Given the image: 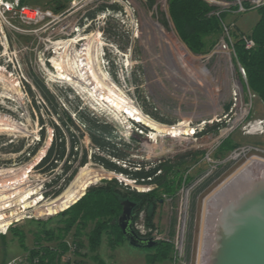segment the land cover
Wrapping results in <instances>:
<instances>
[{
  "label": "rangeland",
  "instance_id": "obj_1",
  "mask_svg": "<svg viewBox=\"0 0 264 264\" xmlns=\"http://www.w3.org/2000/svg\"><path fill=\"white\" fill-rule=\"evenodd\" d=\"M73 1L25 0L23 5L61 13L68 10ZM159 1L135 0V10L144 26L152 21L169 32L168 38H165L168 43L166 48L160 46L161 42L156 35L147 36L148 43H145L143 36L135 39L130 32L129 23L125 21L124 25L113 15L108 16L105 27L104 37L119 49L117 52H107L111 78L122 89L129 102H134L143 113L117 92L116 101L124 103L130 115L136 119L134 123L140 125L132 130H127L126 125L122 124L125 119L121 112L108 107L94 95L81 90L84 94L77 96L80 91H66L65 86L51 84L44 79L35 63L37 53L30 50L31 46L37 44V37L12 35L4 27L8 43L12 51L16 52L15 65H19L18 70L27 80V114L21 118L14 111L15 108H12L14 104L11 101L5 105L0 103V114L21 124L23 129L19 133L9 132L14 130L6 132L0 126V165L11 169L25 166L35 156L41 155L47 145L51 144L52 147L57 133L55 127L62 128L63 131L69 127L72 136L65 134L64 155L60 157V151L56 150L53 161L37 167L21 187L35 190L34 198L42 197L43 203H50L74 182L72 196L83 193L85 184L79 181L85 175L107 173L112 178L123 177V184L130 186L136 193L156 191L158 202L136 211L135 223L145 232L144 237L155 238L158 247L168 251L136 249L126 241H117V247L113 249L105 235L101 246L94 252L90 249L93 225L90 223L87 228L82 229L79 237L75 233L77 226L67 232L66 219L70 215L60 213V204L57 202L55 207L58 215L51 217L50 213V217H46L47 214L42 210L44 216H41L35 213L36 207L33 206L26 211L27 215L21 214L26 216L25 219L12 222L10 228L0 231V264H31L33 258L30 252L38 247L35 235L44 234L43 238L46 239V233L52 232L55 236L65 235L64 241L68 247L61 259L55 258V264H64L65 258L70 256L81 264H99L100 261L102 264H198L205 200L252 158L264 159V102L250 89L238 52L237 59H232L233 66L225 63L221 55L213 54L218 50L221 30L218 36L204 39L205 47L201 53H194L178 34L171 17V0L165 8L161 7ZM98 3L100 0L96 2ZM106 8L112 13L121 10L119 5L100 3L97 10L89 12L91 16H88L95 17ZM259 20V9L243 15H225L223 21L233 32L234 46L243 42L245 37L251 38ZM25 28L33 29L31 26ZM1 40L0 65L7 66L10 71L13 66L8 63L7 56L1 54L6 40L2 37ZM121 70L123 78L120 81L118 73ZM37 82L50 95L48 99L37 87ZM238 82L242 85V107L247 108L250 114L246 124L262 123L257 131L249 133L248 129H244L246 125L230 131L228 120L234 107L233 92ZM59 89L65 91L59 92ZM54 93H58L59 97L56 98ZM69 95H74L76 99L69 101ZM126 114L130 118L129 113ZM228 115L227 120L225 117ZM94 116L100 121L102 119L101 123L110 131L105 139L112 141L125 154L126 160L133 162L138 168L123 165L109 153L94 146L87 126V120H92ZM215 119L222 121L214 124L209 122L202 130L196 131L194 136H190L194 134L192 128ZM2 130L5 132H1ZM11 141L13 143L2 148L3 144ZM243 152L247 153L241 155ZM238 155L241 156L234 159ZM101 158L134 171L149 172L157 169L155 179L164 177L169 182L177 178L182 182L180 189L174 195L164 194L161 182L136 183L137 180L125 174L105 169L99 161ZM22 175L19 174L18 177ZM89 183L102 185L96 180H90ZM141 188L146 191H139ZM24 192L25 190L12 200L13 210L18 213L21 212L18 198ZM125 192L130 194L131 190ZM11 212L12 210L6 211V214ZM75 241L84 245L81 247L80 257H74L68 246V243L73 245ZM58 244V241L48 243L41 240L43 247L52 248Z\"/></svg>",
  "mask_w": 264,
  "mask_h": 264
},
{
  "label": "built area",
  "instance_id": "obj_2",
  "mask_svg": "<svg viewBox=\"0 0 264 264\" xmlns=\"http://www.w3.org/2000/svg\"><path fill=\"white\" fill-rule=\"evenodd\" d=\"M97 1L99 0H74L68 10L61 13H55L51 10L44 11L40 8L28 7L23 5L22 0H0V40L1 37L6 40V45L3 47L4 52L1 54L3 56H7L8 63L13 66L12 70L9 71L7 66L2 67V65H0V103L2 105H5L7 102L11 101L14 104V107L12 108H15L14 111L20 115L21 118L27 114V95L25 92V82H27V80L24 74L18 70L17 67L19 65H15L14 59H16V52L12 51V48L8 43L6 34L7 30L11 34L32 35L37 37V44L35 46H31L30 50H33L37 53L35 63L37 65L39 74L44 79H46L51 84H60L65 86L66 91L68 89L72 91H80V95L78 93L77 96H82L84 93L81 90H84V92L94 95L95 98H97V94H99L93 92L98 86L97 79H103L104 82L105 79H107L105 82L106 85L110 83V87L116 86V88L122 92V89L118 87V85L111 78V67L107 61L108 51L111 53L119 51L118 47L108 42L104 37L108 16L113 15L115 19H119L124 25L125 21L129 23L130 32L135 39H138L139 36H143L144 39L147 40H145V43H148V37H153V35H156L159 42H161L160 46L162 48L164 46V48L168 46L165 38H168L169 32L160 24L154 23L152 21L147 22L146 26H148V28L144 26L136 15L135 8L137 6L135 0H100V3L119 5L122 11L120 10L118 13L113 11L112 13L110 9L106 8L102 11V13L97 14L95 17H89L91 16V11L97 10V5L100 4H96ZM203 1L213 9L209 16L219 19L222 30L218 50L213 54L221 55V58L225 63H230V65L233 66V60L237 59L233 32L231 31L230 26L224 23V17L225 15L229 14L243 15L250 11L258 10L264 7V0ZM168 2L169 0H160L159 4H161L162 8H165ZM29 26L33 27V29L25 28ZM4 27L6 31L4 30ZM146 29H148L147 32ZM161 30L165 33H162ZM243 42L247 50H251L255 47L254 41L249 37H245ZM49 55L52 56L49 57ZM126 68H128V65ZM241 72L243 76L246 75L243 69ZM105 75H107V77H105ZM118 77L121 81L123 78L122 70L118 73ZM237 85L238 86L235 87L233 92L234 107L230 111L231 117L229 120V115L225 117V119L229 121L228 123L230 126V131H235L242 125H246L244 129H248L249 133L257 131L259 127H261L262 123H255L252 125L246 124L250 114L247 108L242 107L240 96L242 93L241 82H238ZM51 87H53V85ZM58 87L61 88V86ZM101 89L103 94H109L110 92V90L104 86ZM60 90L62 89H59L58 91H65ZM71 95H69V101L76 99L74 95L73 97ZM54 96L56 98L59 97L58 93H54ZM126 99L129 102L128 98ZM99 101L104 102L102 98ZM129 103L131 106L136 107L139 110L134 102L131 101ZM104 104L107 105L106 102ZM108 107L106 106V108ZM146 117L150 118L149 116ZM1 118H4L5 121L7 120V122H10L11 125L16 124L18 127L22 128L21 124L12 121L3 114H0V119ZM96 118L98 119V117ZM124 119V123L122 124L126 125L127 130H132L134 127H140L139 124L134 123L127 117H124ZM221 121V119H215L208 122L204 121L198 127L192 128L194 129V134L190 136H194L196 131L202 130V128L209 122L210 124H214V122L218 123ZM9 132L19 133V131ZM139 132L141 134L143 133L141 130ZM53 133L54 131H52V139L54 138ZM51 141L52 140H50V142ZM11 143L13 142L11 141L9 143L3 144L2 148L8 146ZM50 147L51 144L47 145L41 155L35 156L29 161L28 164L21 168L11 169L0 165V193L13 188L14 186H19L20 183L24 184L25 180L29 178V175L32 174V172L37 167H41L48 151L50 150ZM246 153L247 152H243L241 155ZM241 155L235 156L234 159H237ZM19 174L23 175L18 177L17 175ZM16 176L18 179L13 180V178ZM133 229L141 238L152 239L156 241V239L153 237H144L145 232L137 226L135 219L133 222ZM68 246L70 247V252H72L75 257L77 246L74 244L69 245V243ZM74 259L75 258H73V256L66 257V262H64V264H78V262Z\"/></svg>",
  "mask_w": 264,
  "mask_h": 264
},
{
  "label": "trees",
  "instance_id": "obj_3",
  "mask_svg": "<svg viewBox=\"0 0 264 264\" xmlns=\"http://www.w3.org/2000/svg\"><path fill=\"white\" fill-rule=\"evenodd\" d=\"M23 2H25V0H22V3ZM212 11L213 9L202 0H171V17L175 22L178 34L194 53H201L204 50L205 38L218 36L221 32L219 19L209 16ZM259 14L260 20L251 34V39L254 41L255 47L251 50H247L244 42L241 41V43L235 46V50L236 53L238 52L237 55H239L240 63L246 70L250 89L264 102V7L259 9ZM37 87L43 93V96L48 99L50 95L45 88L38 82ZM69 121L71 122V120ZM87 121V126H89V131L92 134L91 139L95 147L102 152L109 153L123 165L128 164L130 168H138L136 164L126 160L127 157L125 154L121 153L120 149L112 141H107L105 139L110 131L100 120L94 117L92 120ZM63 125L67 127L66 124ZM55 128L57 132L55 135L56 139L48 151L41 167L53 161L56 150L60 151V157L64 155L66 149L65 134L70 135L71 132H69V127L65 129L66 131H63L62 128L59 127ZM74 128L77 127L74 126ZM60 140L61 142H59ZM55 161L57 162L58 160L55 159ZM99 161L108 171L115 172L116 174H125L133 180H137L136 183L150 184L149 182H161L164 194L174 195L180 189L182 183L181 180L177 178L169 182L165 181L164 177L155 179L154 175L157 169L149 172L143 170L134 171L102 158L99 159ZM111 176L112 175L107 173L102 175L89 173L79 181L85 184V191L83 193L72 196L74 194L70 191L64 195L59 202L60 213L65 212V215H70V217L66 219L67 227L65 230L67 232H70L74 226H77L75 233L77 237H79L82 229L87 228L90 223L93 225L90 236V249L94 252L101 246L102 238L105 235L108 236L109 246L113 249L117 247L118 242L125 241L119 227V218L123 212V203L125 201L129 200L136 204L133 210L135 219L136 211L145 206H153L159 200L156 191L147 194H139L132 190L130 186H125L123 184L124 180L121 177L112 178ZM90 180H96L102 185L90 184ZM125 190H131V192H129L130 194L125 192ZM139 191L145 192L146 190L141 188ZM43 235L44 234L41 233L35 235L37 240L36 246L38 247H35L30 252L33 258L31 264H55V258L59 257L61 259L67 252L68 247L64 241L65 235L55 236L53 232L46 233V239L43 238ZM41 240H45L48 243L58 241L59 244L52 248L48 246L43 247L41 246ZM74 244L77 246L75 256L80 257V250L84 245L82 242L78 241H75ZM22 245L24 246V243ZM157 247L155 248L156 251H168V249L165 250ZM77 262L81 264L80 261ZM100 262L99 264H102V261Z\"/></svg>",
  "mask_w": 264,
  "mask_h": 264
},
{
  "label": "bare ground",
  "instance_id": "obj_4",
  "mask_svg": "<svg viewBox=\"0 0 264 264\" xmlns=\"http://www.w3.org/2000/svg\"><path fill=\"white\" fill-rule=\"evenodd\" d=\"M161 32L165 33L162 30ZM175 44L177 43L175 42ZM105 77H107V75H105ZM97 81V89L93 92L99 93L100 95L97 94L98 97L96 99L101 100L102 98L104 103H107V106L121 112L124 117H127L126 112L130 115L131 113L125 107L124 103L120 100L116 101L115 99L117 92L121 93L123 96L125 95L118 90L116 86L110 87V83L106 85L105 82L107 79H105V82L103 79H97ZM103 86L110 90L109 94H103L101 89ZM128 119L133 122L136 120L132 115H130ZM0 126L6 131L14 130L20 132V130H23L16 124L11 125V123L7 122V120L5 121L4 118L0 119ZM1 132L5 131L2 130ZM74 183L59 198L50 203H43L42 197L34 198L36 194L35 190L23 189L24 187H21V183H18L19 186H14L13 188L3 191L0 193V231L10 228L12 222L15 223L21 219H25L26 216H22L21 214H26V211L33 206L36 207L34 210L35 213H39L41 216H44V214L41 213L42 210L47 214L46 217L58 215L55 204L60 202L61 198L71 191ZM259 188L264 189V159L252 158L205 200L198 264H218L225 224L233 205L239 197L249 192H255V190ZM23 190H25V192L18 198V202L21 204V212L18 213L13 210L12 200L16 199L17 195L22 193ZM10 210H12V212L6 214V211ZM50 213L51 215L49 216Z\"/></svg>",
  "mask_w": 264,
  "mask_h": 264
},
{
  "label": "water",
  "instance_id": "obj_5",
  "mask_svg": "<svg viewBox=\"0 0 264 264\" xmlns=\"http://www.w3.org/2000/svg\"><path fill=\"white\" fill-rule=\"evenodd\" d=\"M136 204L127 200L119 218L125 241L133 248L155 249L158 243L141 238L133 229ZM218 264H264V189L239 197L224 228Z\"/></svg>",
  "mask_w": 264,
  "mask_h": 264
}]
</instances>
